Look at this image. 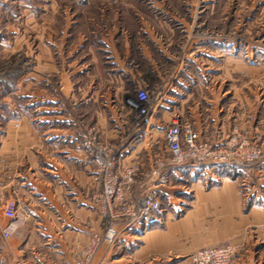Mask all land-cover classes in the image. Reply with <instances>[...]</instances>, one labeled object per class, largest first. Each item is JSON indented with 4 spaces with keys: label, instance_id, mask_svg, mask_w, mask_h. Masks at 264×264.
<instances>
[{
    "label": "crops",
    "instance_id": "obj_1",
    "mask_svg": "<svg viewBox=\"0 0 264 264\" xmlns=\"http://www.w3.org/2000/svg\"><path fill=\"white\" fill-rule=\"evenodd\" d=\"M6 3L27 11L33 36L29 97L0 98V264H193V252L224 244L231 264H264V0H0V11ZM142 89L139 115L129 100ZM174 117L213 145L255 141L260 159L173 164L163 129ZM89 127L119 171L139 166L133 196L184 209L146 227L120 221L104 242L100 176L81 145ZM9 199L13 218L1 212Z\"/></svg>",
    "mask_w": 264,
    "mask_h": 264
},
{
    "label": "built area",
    "instance_id": "obj_2",
    "mask_svg": "<svg viewBox=\"0 0 264 264\" xmlns=\"http://www.w3.org/2000/svg\"><path fill=\"white\" fill-rule=\"evenodd\" d=\"M150 95L146 90H137V99H130V105L139 115L147 112ZM164 147L170 155V161L176 165L189 162L209 164L215 167L236 166L238 163H253L260 159V147L255 141L235 138L213 145L200 140L198 132L191 123L174 117L163 129ZM81 145L92 157L101 181V192L97 201L103 218V241L114 244L119 231L118 223L130 226L142 222L144 226L156 221L165 208L180 213L184 209L181 201L163 204L158 197H136L131 187L136 182L139 166L133 164L123 171L118 170L115 149L100 141L93 127L86 128L81 135ZM161 166L157 162L151 173ZM15 202L7 200L1 212L8 218L14 217ZM9 231L3 230L8 236ZM236 249L231 244L218 245L197 250L191 254L193 264H231Z\"/></svg>",
    "mask_w": 264,
    "mask_h": 264
},
{
    "label": "rangeland",
    "instance_id": "obj_3",
    "mask_svg": "<svg viewBox=\"0 0 264 264\" xmlns=\"http://www.w3.org/2000/svg\"><path fill=\"white\" fill-rule=\"evenodd\" d=\"M24 1H31V0H24ZM36 0H33L35 2ZM38 2H42L43 0H37ZM4 8H1L0 11V39L3 40L5 45H1L2 48L6 47L4 50H8V48H12L13 37L16 36V50L17 52L14 53H7L6 58L0 59V98H2L5 94H10L9 96L17 98H28L29 97V88H25V84L29 81L28 71L30 69V59H29V51H30V43L31 37L33 36L32 28L29 23V14L26 16V12L23 9L18 8L17 4H8ZM10 5V6H8ZM237 8V4L232 2L231 5H228V10L226 11L230 16V19H238L237 13L234 11ZM204 7L200 6V14L197 16L204 17L205 10ZM230 13V14H229ZM21 15L19 18L16 16ZM17 16V17H18ZM27 18V19H26ZM60 28V27H59ZM73 28V27H72ZM79 30L78 27H75V30ZM46 26L39 27V33L46 34ZM72 29V33H74ZM56 35L59 34V31H55ZM167 77L169 75H166ZM187 76V75H185ZM194 76V79L202 81V77L206 78V75H188ZM232 78L234 75H231ZM28 78V79H27ZM156 82V81H155ZM21 83V84H20ZM191 83H195L192 81ZM156 84V83H155ZM16 85H21L22 89L15 88ZM24 87V88H23ZM10 92V93H9ZM176 200L174 199V202ZM103 219V218H102Z\"/></svg>",
    "mask_w": 264,
    "mask_h": 264
}]
</instances>
